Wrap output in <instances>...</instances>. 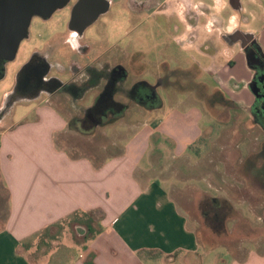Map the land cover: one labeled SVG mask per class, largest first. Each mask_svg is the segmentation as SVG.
Returning <instances> with one entry per match:
<instances>
[{"label": "rangeland", "instance_id": "1", "mask_svg": "<svg viewBox=\"0 0 264 264\" xmlns=\"http://www.w3.org/2000/svg\"><path fill=\"white\" fill-rule=\"evenodd\" d=\"M199 1L202 0H167L166 8L162 11L145 12L135 20H130L119 8H113L110 14L103 15L105 26L95 25L96 29L99 27L98 30L91 28L88 34L99 35L104 32L108 35L113 45L111 58L113 62L122 63L125 71V77L119 78L114 85L118 91L113 96L115 100L125 102L127 109L119 121H103L105 124L98 125L87 134L69 131L57 133L53 143L56 148H64L70 156H90L94 162H98L123 146L122 138L132 130L134 121L137 124L144 117H155L154 121L162 122L166 114L183 116L190 111L198 115V124L204 131V146L201 149L203 157L194 166L197 170L185 169L179 160L173 159L177 139L174 143L173 138L164 135L165 159L162 165L165 161L169 163L161 170L165 174L158 177V181L162 188L174 194L193 195L196 190L201 191L204 195L200 208L202 211L204 207L222 206L219 208V222L213 226L216 230L203 219L196 229L204 231L201 237L213 247L207 252L209 262L216 259L218 263H225L231 255L242 257L248 248H264V132L252 116L238 110L237 103L227 96L229 92L220 89L215 81H218L216 73L208 70L210 57L199 49L208 42L217 45L214 41L216 33L207 34L208 26L204 16H201ZM260 1L264 6V0ZM242 5L246 7L245 13L228 3L221 17L226 22L230 14L237 12L243 21L250 23L240 26L238 31L261 30L264 26V7L248 5L245 0ZM67 13V9L58 10L50 20L31 21V40L22 43L16 58L6 66L5 75L0 81V94L13 85L16 70L25 60V50L35 43L40 33L57 29V32L61 31L60 19H64ZM188 14L199 21L197 27L191 24ZM192 26L194 28L190 29ZM260 52L264 55L261 49ZM217 56L222 62L223 55L218 53ZM119 74L115 72V76ZM140 83L148 87L144 85L136 94L144 95L145 90L153 92L155 98L146 101L154 108L144 109L132 101L134 87ZM120 88L125 89L122 94ZM34 105L35 102L31 101L16 102L12 120L22 117L21 123L25 124L39 109ZM60 109L67 115V110ZM81 123L82 129L92 127L86 119H82ZM2 127L4 125H0V129ZM125 129L126 132L123 131ZM172 132L177 134L176 131ZM132 137L129 134L126 141ZM18 140L23 146L44 144V136L37 137L35 134L20 135ZM4 187L6 185L1 179L0 222L7 218L9 211L7 190ZM101 212L99 208L89 212L75 210L21 241L36 247L33 257L41 264H69L82 254L83 249L78 245H75L74 251L70 249L74 244L83 245L100 234L98 220ZM77 225L87 228L86 237L78 232Z\"/></svg>", "mask_w": 264, "mask_h": 264}, {"label": "crops", "instance_id": "2", "mask_svg": "<svg viewBox=\"0 0 264 264\" xmlns=\"http://www.w3.org/2000/svg\"><path fill=\"white\" fill-rule=\"evenodd\" d=\"M243 1L237 0L233 8L245 13ZM245 1L264 7L260 0ZM166 2L160 1L154 13L165 9ZM198 6L202 7L207 34L216 33L217 45L208 42L199 49L210 57L207 69L216 73L215 81L220 89L229 92L230 100L249 106L253 101L247 88L251 68L244 44L230 36L236 28L250 23L237 12L225 22L221 15L227 8L226 0H202ZM189 18L197 27L199 21ZM241 32L249 33L264 53V26ZM218 53L223 55L222 62L217 59ZM35 104L39 109L32 119L22 124V117L12 120L11 116L0 129V180L6 185L9 207L7 218L0 222V264H41L33 257L36 247L21 240L75 210L89 212L98 208L102 211L98 220L100 234L83 245L74 244L70 249L74 251L78 245L83 250L81 255L76 251L80 257L69 264H264V248H248L242 257L231 255L225 263L216 259L209 262L207 252L213 247L201 237L204 231L196 229L204 220L200 209L204 195L197 190L193 195L174 194L159 185L158 177L165 174L161 170L169 163L162 165L164 135L177 139L173 159L179 160L183 168L193 169L203 157L204 131L198 124V115L190 111L183 116L166 114L162 122L154 121L155 117H144L137 121L138 125L134 121L132 130L122 138L123 146L97 165L90 156H70L64 148H56L54 135L64 132L67 118L53 103ZM124 113L112 122L121 120ZM31 134L44 136V144L21 145L19 136ZM129 134L133 137L126 141ZM77 228L86 237L87 228Z\"/></svg>", "mask_w": 264, "mask_h": 264}, {"label": "flooded vegetation", "instance_id": "3", "mask_svg": "<svg viewBox=\"0 0 264 264\" xmlns=\"http://www.w3.org/2000/svg\"><path fill=\"white\" fill-rule=\"evenodd\" d=\"M106 1V11L92 19ZM236 1L227 0L226 6L229 3L235 7ZM158 3L157 0H68L49 17L33 16L31 21L37 19L43 22L50 20L58 10H68L67 16L60 19L61 31L57 32V29L40 33L35 43L25 50V60L16 70L13 85L0 94V125L8 123L16 102L30 101L49 102L67 110V115L61 112L67 118L64 131L87 134L102 125L113 114L111 105L121 103L114 100L113 94L118 91V87L114 85L119 78L124 77L125 71L122 64L114 63L111 58L113 45L108 40V35L104 32L90 35L88 31L95 28V25H102L103 28L105 23L102 22V16L110 14L113 8L121 9L133 20L139 14L154 12ZM216 3H220V0ZM74 6L79 7V19L76 20L77 24L70 25V12ZM31 21L26 36L18 44L14 58L0 59V81L8 63L16 58L22 43L31 40ZM88 21L90 23L83 27ZM230 37L239 38L244 44L243 49L252 72L248 86L253 101L249 106L238 105V110L241 113L242 110L246 111L252 116L253 121L264 132V55L249 33H242L236 28ZM115 72L120 73L119 77L115 76ZM124 90L120 88L121 94ZM145 91L141 97L145 101L155 98L153 92ZM147 104L150 105L148 102ZM82 119L88 120L92 127L82 129Z\"/></svg>", "mask_w": 264, "mask_h": 264}, {"label": "water", "instance_id": "4", "mask_svg": "<svg viewBox=\"0 0 264 264\" xmlns=\"http://www.w3.org/2000/svg\"><path fill=\"white\" fill-rule=\"evenodd\" d=\"M68 0H0V59L12 60L20 40L26 36L33 16L49 17ZM107 1L99 13L106 11ZM79 7L74 6L70 14V25L79 19ZM90 22L83 24L87 26ZM77 24V23H76Z\"/></svg>", "mask_w": 264, "mask_h": 264}, {"label": "trees", "instance_id": "5", "mask_svg": "<svg viewBox=\"0 0 264 264\" xmlns=\"http://www.w3.org/2000/svg\"><path fill=\"white\" fill-rule=\"evenodd\" d=\"M148 87L146 84L144 83H140L138 85H136L134 87V92L131 95V99L132 101H134L136 104L138 105H145L146 107H149V104H147V102L141 98L143 97V95H137L136 93H138L139 88H143V86ZM146 92V91H145ZM135 93V94H134ZM139 94V93H138ZM136 95V97H135ZM148 105V106H147ZM152 104H150L151 106ZM113 108V115L110 116L106 122H112L113 120H115L117 117H119V115H122L124 113V111L127 109V104H112L111 105ZM150 108V107H149ZM102 124H105L102 122ZM97 165L100 163V161L96 162ZM214 199V198H213ZM219 205H212L211 207L207 208L204 207V220H206V222H208L209 226H214V224H218L219 219H218V215H219V210L221 209ZM220 208V209H219ZM214 228V227H213ZM216 230V228H214Z\"/></svg>", "mask_w": 264, "mask_h": 264}]
</instances>
